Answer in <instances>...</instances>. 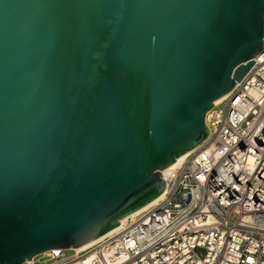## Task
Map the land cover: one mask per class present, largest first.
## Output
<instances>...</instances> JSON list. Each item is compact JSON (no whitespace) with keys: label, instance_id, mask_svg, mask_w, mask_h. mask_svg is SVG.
<instances>
[{"label":"water","instance_id":"1","mask_svg":"<svg viewBox=\"0 0 264 264\" xmlns=\"http://www.w3.org/2000/svg\"><path fill=\"white\" fill-rule=\"evenodd\" d=\"M263 49L264 0H0V264L160 197Z\"/></svg>","mask_w":264,"mask_h":264},{"label":"built area","instance_id":"2","mask_svg":"<svg viewBox=\"0 0 264 264\" xmlns=\"http://www.w3.org/2000/svg\"><path fill=\"white\" fill-rule=\"evenodd\" d=\"M206 124L201 146L163 172L160 200L45 264H264V49Z\"/></svg>","mask_w":264,"mask_h":264},{"label":"bare ground","instance_id":"3","mask_svg":"<svg viewBox=\"0 0 264 264\" xmlns=\"http://www.w3.org/2000/svg\"><path fill=\"white\" fill-rule=\"evenodd\" d=\"M225 97H223V98H221L220 100H218L216 103H218L219 101H221L222 99H224ZM207 118H209V115L207 116ZM187 154L188 153H186L181 159H180V161L177 163V165H175L174 167H176V166H178V165H181V163L184 161V159L186 158V156H187ZM171 168H168L167 170H165L164 171V174H166V172L168 171V170H170ZM161 199V196L160 197H158L157 199H155L153 202H157L158 200H160ZM116 230V229H115ZM113 231V230H112ZM90 244V243H89ZM89 244H87V245H89ZM87 245H84V246H82V247H80V248H77L78 250L79 249H82V248H84V247H86Z\"/></svg>","mask_w":264,"mask_h":264},{"label":"rangeland","instance_id":"4","mask_svg":"<svg viewBox=\"0 0 264 264\" xmlns=\"http://www.w3.org/2000/svg\"><path fill=\"white\" fill-rule=\"evenodd\" d=\"M73 252V250H64V255L68 256L71 255ZM36 262L37 264H45L47 262H49L48 260H46V258L42 257L41 255L36 257Z\"/></svg>","mask_w":264,"mask_h":264}]
</instances>
